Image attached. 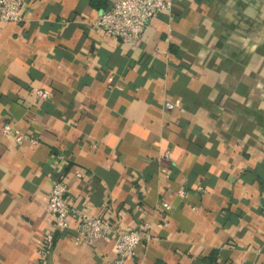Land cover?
Masks as SVG:
<instances>
[{
	"label": "crops",
	"instance_id": "obj_1",
	"mask_svg": "<svg viewBox=\"0 0 264 264\" xmlns=\"http://www.w3.org/2000/svg\"><path fill=\"white\" fill-rule=\"evenodd\" d=\"M24 1L0 21V264L116 257L113 237L77 241L75 218L55 227L58 180L122 228L168 216L137 262L264 264V0H175L136 46L92 24L105 0Z\"/></svg>",
	"mask_w": 264,
	"mask_h": 264
},
{
	"label": "built area",
	"instance_id": "obj_2",
	"mask_svg": "<svg viewBox=\"0 0 264 264\" xmlns=\"http://www.w3.org/2000/svg\"><path fill=\"white\" fill-rule=\"evenodd\" d=\"M24 0H0V21L21 22L24 19L22 9ZM175 0H111L110 6L101 10L92 22L107 35L117 37L130 45H138L149 21L158 13L169 12L174 7ZM40 97H49L50 92L37 89ZM4 135L11 136L16 143H23L27 135L20 129L6 122L1 128ZM37 143L36 137L29 138ZM56 159L64 160L65 155L58 153ZM167 171L166 168L163 169ZM79 175H83L81 171ZM69 186L65 180L53 183L49 191L47 209L54 216V224L57 229L66 230L71 226L72 218L76 219L77 241L96 243L107 237L115 239L116 257L110 264H142L134 260L136 249L153 236L156 227L168 224V216H164L160 222L145 221L138 226L126 229L118 226L107 215L91 214L77 208L68 195ZM162 207L169 213L172 205L163 200ZM54 236L48 233L40 246V258L46 261L53 247Z\"/></svg>",
	"mask_w": 264,
	"mask_h": 264
},
{
	"label": "trees",
	"instance_id": "obj_3",
	"mask_svg": "<svg viewBox=\"0 0 264 264\" xmlns=\"http://www.w3.org/2000/svg\"><path fill=\"white\" fill-rule=\"evenodd\" d=\"M97 1H98V0H93V3H94L95 5H100V4L97 3ZM109 6H110V1H109V0H105V4H104V6H103V8H102L101 10H105V9H107Z\"/></svg>",
	"mask_w": 264,
	"mask_h": 264
}]
</instances>
